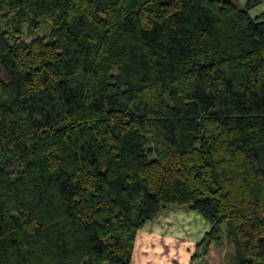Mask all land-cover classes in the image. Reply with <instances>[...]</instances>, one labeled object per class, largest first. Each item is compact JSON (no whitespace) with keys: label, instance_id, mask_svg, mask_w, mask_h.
Listing matches in <instances>:
<instances>
[{"label":"trees","instance_id":"obj_1","mask_svg":"<svg viewBox=\"0 0 264 264\" xmlns=\"http://www.w3.org/2000/svg\"><path fill=\"white\" fill-rule=\"evenodd\" d=\"M257 1L0 0V264H129L174 207L264 264Z\"/></svg>","mask_w":264,"mask_h":264},{"label":"crops","instance_id":"obj_2","mask_svg":"<svg viewBox=\"0 0 264 264\" xmlns=\"http://www.w3.org/2000/svg\"><path fill=\"white\" fill-rule=\"evenodd\" d=\"M261 12H264V0H258L249 10L252 16ZM178 211L179 216L188 219L180 218L181 227L186 228L184 232L186 238L180 239L178 248L172 246L173 240L177 237V230L173 222L167 219L171 211L167 214H159L145 221L143 226L136 231L129 264H192L196 256L197 245L208 231L209 226L202 218V222L193 221L194 216L199 217L200 215L192 210L189 213H182L183 208L178 207ZM183 220L184 223H182ZM165 245H169L167 250H164ZM190 250L193 252H189Z\"/></svg>","mask_w":264,"mask_h":264},{"label":"rangeland","instance_id":"obj_3","mask_svg":"<svg viewBox=\"0 0 264 264\" xmlns=\"http://www.w3.org/2000/svg\"><path fill=\"white\" fill-rule=\"evenodd\" d=\"M21 29L23 32L21 37L25 38L26 36L24 35V33L26 31V24H23ZM46 31H47V27L43 24V25H40L39 29L37 30V33L42 34ZM28 37H26L27 40L29 39ZM169 211H171V213L168 215L169 218H167V219L170 222H173L174 228L177 230V237L172 235V237H175V239L173 240L174 242H172V246H173V248H175V247L178 248L179 242L181 241L180 239L186 238V235L184 234L186 228L181 227V220H180V218H184V217L179 216L178 207L171 208L164 213L167 214V213H169ZM189 211L190 210L183 207V211H181V212L182 213H186V212L189 213ZM160 214H163V213H160ZM199 217L194 216L192 219L195 222H197V221L202 222L203 220L201 219V217L200 218ZM184 219H186V218H184ZM186 220H188V219H186ZM184 222L185 221L183 220L182 223H184ZM191 225H192V223H191ZM168 247H169V245H165L164 250H167ZM132 249H133V244L131 247V252H132ZM196 249H197L196 250V256H195V259L192 262V264H232V262H233V246L231 243H229L225 240H222V242L219 244L218 243L217 244H215V243L211 244L210 243L206 252H203L201 247H198ZM177 250H179V249H177ZM189 252L192 253L193 250H190Z\"/></svg>","mask_w":264,"mask_h":264}]
</instances>
